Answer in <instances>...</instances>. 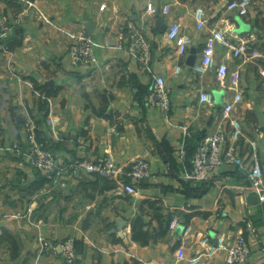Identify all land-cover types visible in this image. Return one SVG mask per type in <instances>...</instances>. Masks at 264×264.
Returning <instances> with one entry per match:
<instances>
[{"label":"crops","instance_id":"0c3cea01","mask_svg":"<svg viewBox=\"0 0 264 264\" xmlns=\"http://www.w3.org/2000/svg\"><path fill=\"white\" fill-rule=\"evenodd\" d=\"M228 2L0 0V17L17 20L16 27L23 35L22 44L4 53L0 64V96H5L0 99V132H6L9 126L13 137L25 145L24 122L30 118L38 123L40 137L49 142L60 161H99L111 156L128 171L133 160L141 156L152 166V175L140 180L136 194L125 190L124 181L128 178L109 180L81 172L67 174L63 184L52 187L39 206L36 196L47 190L48 183L38 186L42 172L19 168L11 161L9 165L17 167L19 179L25 182L17 198L18 206L21 204L24 209L0 216V233L2 228L10 230L20 248L14 257L10 245H2L0 264H65L60 250L41 247L40 236L55 241L74 238L79 264H195L191 259L198 254L201 239L207 236L212 243L222 234L229 238L244 235L252 247L247 264H264V201L251 189L248 174L237 166L224 164L207 180L185 177L192 170L196 146L222 120L223 105L234 94L231 74L236 68L240 69L244 95L236 111L245 133L242 153H246L248 140H257L264 163V0H252L249 15L241 17L251 25L250 31L239 30V15L228 8ZM148 3L159 12H149ZM103 4L105 7L101 8ZM166 4L171 6L168 14L162 12ZM199 6L207 19L201 28L194 17ZM174 19L181 21L183 32L191 37L183 55L166 35L169 22ZM256 22L261 28L255 31ZM121 25L137 28L150 42L152 71H146L128 50L120 34ZM213 29L234 30L238 34L233 39L236 44L240 38H250L253 44L258 39L263 41L258 49L261 54L234 57L228 47L218 43L216 62L225 61L227 73L221 75L217 69L197 73L194 66ZM245 32L249 37H245ZM81 33L96 40L99 64L88 67L72 63L68 44ZM253 58L259 62H253ZM9 64L22 75L21 81L9 76ZM154 74L163 76L171 90L168 110L147 103ZM30 77L62 88L58 95L46 97L34 89ZM95 90L106 93L107 110L114 112L112 120L95 112V108H102ZM202 91L213 92L215 101L202 102ZM11 117L15 118L14 123ZM161 141L171 151L174 168L159 153ZM154 197L162 200L165 213L179 216L181 224L171 229L166 238L141 245L132 239L131 219L143 213L141 205L145 199ZM195 211L209 215L197 213L187 218V213ZM180 247L185 249L184 258L177 257ZM224 257V253H219L199 264H224Z\"/></svg>","mask_w":264,"mask_h":264},{"label":"built area","instance_id":"2783aa9c","mask_svg":"<svg viewBox=\"0 0 264 264\" xmlns=\"http://www.w3.org/2000/svg\"><path fill=\"white\" fill-rule=\"evenodd\" d=\"M252 0H229L228 8L235 10L240 17L249 15ZM105 4L101 6L104 8ZM147 10L153 14L159 12V9L152 3L147 4ZM171 6L166 4L162 8L163 13H170ZM194 17L198 27L206 25V13L202 7L194 10ZM16 21H11L4 15L0 19V48L4 53L9 52L6 40L13 31ZM120 34L126 42L128 50L135 56L146 71H152L150 65L151 44L146 37L137 28L132 26H120ZM169 40L176 44L178 52L183 55L191 44V37L183 32V25L179 19L169 22L167 33ZM238 34L234 30L213 29L207 37L205 47L199 61L194 69L197 73L205 74L208 71L217 69L221 75L228 71V65L225 61L217 64L216 53L217 44L222 43L228 47L234 57L247 58V43L250 38H240L239 43L233 39ZM97 42L93 37L81 33L78 37H73L68 44V54L74 65L95 66L99 64V57L96 53ZM261 53L256 51L254 56ZM250 58V57H249ZM180 70V66L177 71ZM240 69L236 68L231 74V85L234 94L226 100L222 109V120L218 128L204 138L197 145L192 170L185 173V177L194 181H203L209 179L224 164L234 165L241 168L248 174V181L251 189L258 195L260 201H264V163L260 155L259 143L257 140H248L246 153H242L243 143L245 142V133L243 120L236 114L239 106L243 103L244 95L240 87ZM154 83L147 97V103L152 106H160L168 110L171 106V90L166 84V80L159 74H154ZM200 100L212 104L215 101L213 92L202 91ZM30 131L36 127L29 123ZM34 145L31 148L30 163L37 168L49 181L57 185L66 178L67 174H79L81 172L96 174L110 179L121 177L124 181V188L127 192L136 194L138 184L141 179L152 175L151 162L138 156L132 162L128 171H124L119 164L111 157H105L99 161H92L87 158L74 159L70 161H60L45 148L38 146L33 140V133L30 135ZM181 224L179 216H174L170 223V229H175ZM187 227V226H185ZM41 247L52 250H60L65 264H74L78 257L75 240L72 237H64L58 241L48 240L40 236ZM202 245L196 256L191 259L192 263L199 264L206 258H213L219 253H224V264H247L252 254L250 242L244 235H238L229 238L222 234L218 236L216 242H210L208 237L201 239ZM264 246V241H263ZM179 258H184L185 249L180 247L178 250Z\"/></svg>","mask_w":264,"mask_h":264},{"label":"trees","instance_id":"16d2710c","mask_svg":"<svg viewBox=\"0 0 264 264\" xmlns=\"http://www.w3.org/2000/svg\"><path fill=\"white\" fill-rule=\"evenodd\" d=\"M13 2V1H12ZM264 28V26H262ZM261 28L259 22L255 23V31L256 29ZM20 29H17L16 25L13 27V31L11 32L10 36H8L6 40V44L8 46L9 51L15 50L19 47L23 42V35L19 32ZM4 54L3 49L0 48V64L2 61V56ZM31 81L33 82L34 89L41 94L46 95V97L56 96L61 90V86H48L46 84L40 83L34 77H30ZM96 96H99L101 99L102 108L97 110L95 108V112L98 115L110 119H113V111H108L107 106L109 101L106 93L99 92L95 90ZM150 93V91H149ZM148 93V95H149ZM86 96H90L89 93L85 94ZM147 95V96H148ZM41 105L45 106V103L41 101ZM39 139L45 142L44 138H41L40 129L38 130ZM204 138V136H203ZM202 140V139H201ZM49 142H45L48 146ZM159 143V153L164 158V160L171 166L175 167V160L169 150L168 146L165 142L161 141ZM197 148V146H196ZM196 150V149H195ZM193 164V162H192ZM109 179V178H107ZM110 180V179H109ZM49 179L43 175L42 180L39 182V187L43 186L45 182H48ZM195 189H199L196 187ZM205 191V190H204ZM141 209L143 211L142 214H137L131 219V230H132V239L138 242L141 245H148L151 243H155L159 240H162L167 237L170 232V223L174 218V214L172 212L165 213L163 202L160 198H147L143 201L141 205ZM197 213H201L204 216H208L209 212H196L195 213H187V218L192 217V215H196ZM156 222V224H154ZM5 243H8L12 249V254L15 257L19 252V242L16 236L8 229L2 228V232L0 233V248ZM76 245V244H75ZM74 264H79V260L77 259Z\"/></svg>","mask_w":264,"mask_h":264},{"label":"rangeland","instance_id":"374dc122","mask_svg":"<svg viewBox=\"0 0 264 264\" xmlns=\"http://www.w3.org/2000/svg\"><path fill=\"white\" fill-rule=\"evenodd\" d=\"M245 37H249L246 32H245ZM262 44H263V41H260L259 39L255 44L249 41L247 43L248 47L246 49L247 50L246 52L248 54L247 58L249 57L252 58L254 56L255 50L259 52ZM252 61L259 62L256 58L255 59L253 58ZM253 62H251V65L254 64ZM260 62L262 61L260 60ZM6 70L10 77L21 81L22 75L11 64L6 65ZM1 98H5V96H0V99ZM9 106L10 105H8L7 108ZM0 107H1V102H0ZM10 120H12L14 123L15 118L11 117ZM29 123L31 124V126L33 124L35 125L36 127L35 135H34V131L32 132L30 131V128L28 125ZM1 125L2 124L0 123V129H1ZM24 127L26 129L25 145L21 144L22 142H20L16 137H13V133H12L13 130H11L9 126L7 127L6 132H0V151L3 150L2 154L0 153V216L1 218L4 216H9L11 214H14L17 211L16 209H18L17 212H20V207L24 209V207L21 204H20V207L18 206L17 201L20 200V198L19 199L17 198L25 182L24 180L19 179L21 173L19 172L17 167L15 165L10 166L9 163L11 161H15V163L19 166V168L29 167L37 172H40L37 168L33 167L30 163V156L32 152L31 148L34 145V142H32L30 135L33 133V140L35 141V143L38 146L50 151L52 155L58 158L56 154L54 153V151L49 147V145L47 146L45 142L39 139V134H38L39 127H38V123L34 119L26 118L24 122ZM4 139H6L7 142H3ZM7 147H9L10 149H7ZM62 182L64 181H60L58 184L61 185L63 184ZM54 186H55L54 182L48 181V183H46L45 185V188L47 190H44L43 191L44 193H40L36 196V198L39 199V206L43 204L44 202L43 200L48 198L51 192L50 190ZM39 215L40 214L35 213V216L37 218L40 217Z\"/></svg>","mask_w":264,"mask_h":264},{"label":"water","instance_id":"95a60500","mask_svg":"<svg viewBox=\"0 0 264 264\" xmlns=\"http://www.w3.org/2000/svg\"><path fill=\"white\" fill-rule=\"evenodd\" d=\"M237 23L239 25V30H245V31L251 30V25L249 23L245 22L240 16H238V18H237ZM87 27L90 31H92L91 30V23H88Z\"/></svg>","mask_w":264,"mask_h":264}]
</instances>
